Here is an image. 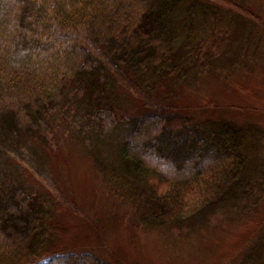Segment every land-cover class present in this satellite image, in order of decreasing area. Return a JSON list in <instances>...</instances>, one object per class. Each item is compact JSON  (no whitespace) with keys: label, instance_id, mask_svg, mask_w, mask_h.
<instances>
[{"label":"trees","instance_id":"1","mask_svg":"<svg viewBox=\"0 0 264 264\" xmlns=\"http://www.w3.org/2000/svg\"><path fill=\"white\" fill-rule=\"evenodd\" d=\"M198 6L212 18L206 30L214 27V7L198 0H0V163L12 154L61 205L74 209L46 161L20 140L35 137L40 147L50 141L51 117L71 85L81 90V103L97 93L85 128L106 136L118 122L109 95L120 85L141 100L144 112L121 118L118 170L151 204L153 225H172L225 198L236 200L237 192L247 194V132L229 123L191 122L180 107L158 103L131 78L165 80L180 70L183 41L199 33L198 16L187 11ZM41 202L23 179L9 182L5 175L0 182V264H110L90 251L32 261L56 233L54 211Z\"/></svg>","mask_w":264,"mask_h":264},{"label":"rangeland","instance_id":"2","mask_svg":"<svg viewBox=\"0 0 264 264\" xmlns=\"http://www.w3.org/2000/svg\"><path fill=\"white\" fill-rule=\"evenodd\" d=\"M198 1L214 7V27L212 22L206 30L212 18H205L204 10L198 12L201 6L188 9L198 16L199 33L191 43L183 41L177 55L182 57L180 70L165 80L155 81L158 77L151 74L131 78L158 103L180 107L191 122L242 127L249 135L242 186L250 188L247 194L237 192L236 200L225 198L172 225H153L151 204L118 170L117 148L125 126L121 118L143 113L141 100L116 86L109 98L118 122L113 131L98 137L99 131L85 128V113L97 93L81 103L77 98L81 90L71 85L51 117L50 141L40 147L35 137L26 135L20 142L46 161L74 209L61 205L44 180L12 154L0 163V182L5 175L9 182L23 179L54 211L56 233L47 251L32 261L57 252L90 251L110 264L264 262V0Z\"/></svg>","mask_w":264,"mask_h":264}]
</instances>
